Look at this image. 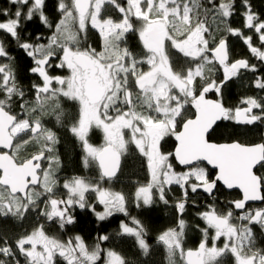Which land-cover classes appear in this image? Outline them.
<instances>
[{"label":"snow or ice","instance_id":"obj_1","mask_svg":"<svg viewBox=\"0 0 264 264\" xmlns=\"http://www.w3.org/2000/svg\"><path fill=\"white\" fill-rule=\"evenodd\" d=\"M6 3L0 224L20 230L0 228V264H264V135L240 138L264 126L252 0ZM245 78L254 94L228 104ZM62 132L85 174L65 168ZM129 156L146 175L125 192ZM159 205L170 221L153 228Z\"/></svg>","mask_w":264,"mask_h":264},{"label":"trees","instance_id":"obj_2","mask_svg":"<svg viewBox=\"0 0 264 264\" xmlns=\"http://www.w3.org/2000/svg\"><path fill=\"white\" fill-rule=\"evenodd\" d=\"M1 4L7 6L4 4L3 0H0ZM51 3H54V0H50ZM253 6L255 10L258 12L264 13V0H252ZM31 30V28H29ZM237 54H240V48L237 47L235 49ZM246 82L247 78L244 80L240 81H234L230 85V93H226V102L228 104H235L238 102L241 96L246 95V94H254L252 91H250L246 87ZM68 107V105H66ZM54 123V121H53ZM219 131H224V135L226 136L228 132L231 131V129L228 130H219ZM63 136L62 144L60 146V151L62 153L64 163H65V168L69 171H79L81 174H85L84 170L82 167L79 165V149L76 147L75 142L73 138L68 135L67 133H61ZM261 137V134L257 131V128H251V130L248 132L246 136L240 137L242 141H247V140H256L257 142L259 141ZM219 139L217 136H213V140ZM92 142L93 143H101L102 142V135L99 132H96L92 136ZM219 142H223V140H219ZM173 141H169V144H172ZM166 150H169V145H165ZM122 173L120 175V180L118 183H116L115 187L117 190H123L125 192H130L133 190V184L135 181L139 180L140 182L144 181V177L146 173L142 169L141 163L138 159H136L133 156H129L125 158L123 164H122ZM92 173H94V170H92ZM88 173V174H92ZM197 199H200V197H196ZM220 199H231V197H220ZM193 210H189V215L191 216ZM170 216H171V211L170 209L165 208L163 205H159L157 211L153 212L150 217L147 218L146 222L150 224L151 227L153 228H162L166 226L169 221H170ZM87 219H85V223L83 225L84 232L83 234L85 236L88 235L89 230L91 229V225L87 223ZM114 225L109 226V230L111 227ZM0 228H7L9 230H16L19 231L20 229L17 228L15 225L11 223L7 224H0ZM195 235L193 233H190V236ZM189 246H192L191 243ZM130 256H132L131 253H129ZM136 258V257H132ZM153 261L156 262V264H164V254L162 250L151 257Z\"/></svg>","mask_w":264,"mask_h":264},{"label":"flooded vegetation","instance_id":"obj_3","mask_svg":"<svg viewBox=\"0 0 264 264\" xmlns=\"http://www.w3.org/2000/svg\"><path fill=\"white\" fill-rule=\"evenodd\" d=\"M3 1H4V4L7 5L6 0H3ZM0 4H1V1H0ZM257 131L261 134V136L264 135V126L257 128ZM258 142H259V141H258ZM221 200H222V199H221ZM222 201H223V200H222ZM252 206H264V205H259V202H257L256 204H254V205H252ZM257 233H258V240H259L262 244H264V236H262V235L259 234V230H258V229H257Z\"/></svg>","mask_w":264,"mask_h":264}]
</instances>
